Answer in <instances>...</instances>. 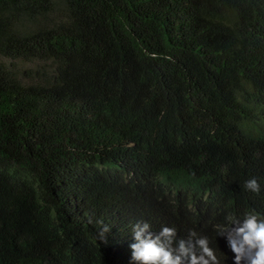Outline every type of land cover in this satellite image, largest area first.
I'll return each instance as SVG.
<instances>
[{"label": "trees", "instance_id": "trees-1", "mask_svg": "<svg viewBox=\"0 0 264 264\" xmlns=\"http://www.w3.org/2000/svg\"><path fill=\"white\" fill-rule=\"evenodd\" d=\"M252 211L264 0H0V264H130L133 222L234 264Z\"/></svg>", "mask_w": 264, "mask_h": 264}, {"label": "clouds", "instance_id": "clouds-1", "mask_svg": "<svg viewBox=\"0 0 264 264\" xmlns=\"http://www.w3.org/2000/svg\"><path fill=\"white\" fill-rule=\"evenodd\" d=\"M244 187L259 193L260 185L255 178L245 182ZM116 214L115 211H110ZM245 217L242 220L240 218ZM103 225V222H98ZM136 223V222H135ZM133 222L130 264H219L207 237H198L194 231L186 239H177L176 229L162 227L158 233L151 231L147 222ZM110 228L103 225L98 233L101 243L107 244ZM219 236L227 239L234 254V264H264V219L248 212L235 218L229 216L226 223L217 226Z\"/></svg>", "mask_w": 264, "mask_h": 264}]
</instances>
